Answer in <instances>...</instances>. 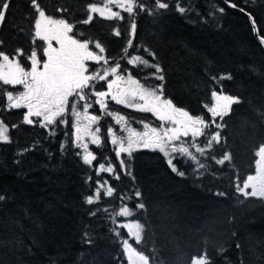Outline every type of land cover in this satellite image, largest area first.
<instances>
[{"label":"trees","instance_id":"trees-1","mask_svg":"<svg viewBox=\"0 0 264 264\" xmlns=\"http://www.w3.org/2000/svg\"><path fill=\"white\" fill-rule=\"evenodd\" d=\"M223 1L243 9L264 38V0H161L166 9L157 0H136L132 15L93 17L87 24L85 9L100 0H38L48 15L61 12L58 18L75 23L77 38L99 42L113 63L140 56L159 65L163 71L156 73L164 80L155 86L163 85V96L190 114L209 122L213 90L240 102L217 120L222 141L198 158L205 167L196 171L188 161L173 160L185 174L180 176L160 153L146 149L120 157L119 165L104 121L99 145L87 150L96 159L86 164L69 140L68 120L48 128L25 123L21 110L5 107L6 92L13 89L0 85V121L10 139L0 142V264H127L124 240L151 264H190L204 251L213 264H264V199L245 197L236 187L255 173L254 152L264 144V54L246 19ZM9 4L0 24V51L12 56L22 49L25 66L31 50L39 49L33 43L35 10L31 0ZM152 69L128 71L147 86L151 80L142 77ZM114 111L130 121L150 119ZM196 145L204 146L201 137ZM226 153L231 161L217 164ZM101 164L112 167L114 176L98 173ZM102 184L114 193L100 192L96 199ZM89 195L92 204L86 202ZM125 206L134 213L126 221L144 226L140 244L120 226L116 211Z\"/></svg>","mask_w":264,"mask_h":264},{"label":"snow or ice","instance_id":"snow-or-ice-1","mask_svg":"<svg viewBox=\"0 0 264 264\" xmlns=\"http://www.w3.org/2000/svg\"><path fill=\"white\" fill-rule=\"evenodd\" d=\"M100 3L102 7H98L96 4L89 5L90 14L83 23L87 24L92 21L93 16L91 13H99L108 19L122 18L119 12L112 11L110 7L112 4L122 7L126 12L132 14L136 0H100ZM31 4L38 14L33 25V43L35 44L36 40H39L44 42L46 47H40L39 55L37 48L31 50L30 55H28L30 68L27 69L20 61V57L26 55L22 49H17L16 54L12 56L6 54L4 51H0V84L12 86L22 85L24 89L15 95L11 91L6 92L8 107L15 109L26 108L27 112L24 116V122L27 124L33 123L31 119L33 116L42 117L45 121V126L55 124L58 118H63L69 112V109H71V114L76 118V132L79 134L81 130L79 127L81 117L87 119L90 123L96 122L99 117L88 115V109L92 106L90 103H85L82 106L83 112L77 110V105L79 101L87 100L88 92L86 90L90 92L95 87L94 81L106 80L108 91H96L94 93L98 98L96 103L102 109H107L105 97L110 96L117 104L135 107L142 112H151L160 121L164 122V124L172 125V127H164L162 125L160 129H157L155 127L150 128L146 124L144 127L147 131L142 133L134 129H128L127 147H125L123 139L118 141L114 137L112 140L113 144L119 143L117 156L122 152L131 155L133 145L142 144L146 148H158L166 157H170L168 164L172 166V171L177 172L180 176H184V172L178 171L173 165L170 152L186 155L194 161L197 160V157L189 151V147L185 146V142L179 144L176 142L181 141V137H189V135H191L193 141L198 137L208 135L206 130L211 124H215L218 129L222 128L223 125L217 123L216 118L223 119L225 115L229 114L231 106L240 102L238 97L218 94L213 90L211 96L214 103L211 106H206L212 116L211 122H208L202 116H194L189 111L177 107L171 99L164 97L163 85L150 88L141 84L140 81L133 79L131 75L125 77L119 74L118 70L121 66L118 62L115 66L104 68L103 72L97 70L90 73L86 62L94 61L99 64L103 61L104 65H108V59L90 49L89 45L91 41L77 38L73 34L74 25L72 23H69L63 18L57 19L46 15L45 10L41 8L38 0H31ZM157 5L161 9L168 8V4L161 2V0H157ZM9 6V0H0V24H3L5 21ZM231 6L236 7L235 4ZM139 7L143 10L142 4ZM179 10L181 12L184 11L183 8ZM252 22L255 24L254 20ZM135 27V23H133L131 26L133 33L135 32ZM116 35H120V33L117 31ZM53 42L58 47H54ZM261 42L264 43V38H262ZM129 45H131V41H129ZM95 48L99 49L100 53L105 52V48L99 42L95 43ZM41 56L46 59H41ZM128 63L154 67L157 73L163 71L159 65H149V62L140 56H133L129 59ZM109 76L114 77V79L108 80ZM156 78L161 81L164 80L163 75H159ZM220 79H231V76H222ZM136 101H142L143 103H137ZM108 114L114 115L117 123L124 121V117L119 114L112 112ZM61 122L65 121L61 119ZM96 131L99 132L100 129L97 128ZM111 131L109 129V132ZM79 138V135H77V139ZM221 141L222 136L219 131L210 134V139L207 141V148L211 149L214 142L219 144ZM0 142H10L8 127L3 121H0ZM92 142L98 144L99 137L93 135ZM191 147H194L200 155L205 154L203 147L195 143L191 144ZM84 148L87 150V145H84ZM254 156L256 157L254 162L255 174L248 175L236 187L237 191L245 197L264 199V144L257 146ZM83 159L86 164H91L96 157L86 151ZM213 159L215 158L213 157ZM231 159V154L226 153L223 158L216 159V163L223 165L226 161L230 162ZM197 163L199 162L197 161ZM121 164H123V161H121ZM99 167L100 171H114L112 167L105 168L103 164ZM199 167L203 168L205 165L200 164ZM113 193L114 189L108 187L104 194L112 196ZM217 194L221 196L225 195L224 193ZM100 195L101 193L98 189L95 193V198L99 199ZM135 195L139 197L141 194L137 191ZM0 199H3V197L0 196ZM85 199L88 204L94 202L92 195L87 196ZM137 207L143 209L144 204L140 203ZM133 214V211L126 206L121 208L118 213V215L124 217H129ZM124 227L129 230V234L137 244L142 242V232L144 231L142 224L133 222L125 224ZM123 243L128 264H151V258L145 255L143 251L133 247L127 240H124ZM221 251L223 250L221 249ZM190 264H213V261L207 251H204L197 256H193Z\"/></svg>","mask_w":264,"mask_h":264},{"label":"rangeland","instance_id":"rangeland-1","mask_svg":"<svg viewBox=\"0 0 264 264\" xmlns=\"http://www.w3.org/2000/svg\"><path fill=\"white\" fill-rule=\"evenodd\" d=\"M96 5L98 7H102V5H101L100 2L99 3H96ZM110 7H111L112 11L119 12L120 13V17H122L125 14L132 15V14H129L128 12H126L124 10V8L118 7L115 4L110 5ZM85 10H86V19H87L88 16H89V14H90V12H89V6ZM37 15L38 14L35 12V14H34V20L37 17ZM91 15L93 17H102V18H105L104 16H101L99 13H91ZM106 15H107V13H106ZM105 19H108V18H105ZM112 19L113 20H121L122 18H112ZM91 46L95 49L94 52H96L99 55H103L104 56L103 53H100L99 52V49H96L95 48V43H92L91 42ZM132 57L133 56L125 58L124 59V62H123V65H122L124 67L121 66V68H120L123 71H125V75H124L125 77H127L128 75H131L130 71H128L129 68L134 69V70H139V72L141 73V71L142 70L144 71L146 69V67H147V66L142 65V64H130V63H128L129 59H131ZM101 62H103V61H101ZM25 66H27V68H30V61L29 60H27L25 62ZM107 67H109V66L108 65H105L104 66V68H107ZM104 68H103V70H104ZM120 69L118 70L119 74H120ZM103 70H102V72H103ZM152 72L153 73L150 72L149 76H145V75L143 76V77H146V78H143L142 77V79L145 80V81L151 80V83H149L146 87H150V88L156 87L155 86V84H157V83H155L156 80H157V78H156L157 77L156 69L155 68L152 69ZM132 78L133 79H136L134 77H132ZM111 79H114V77L109 76L108 77V80H111ZM136 80H138V79H136ZM103 81H104L103 84H104L105 88L107 89V81L106 80H103ZM153 81H154V83H153ZM100 83H101V80L95 81L94 84L97 85V84H100ZM141 84H143V83H141ZM0 85L1 86H5L7 88L13 89V94L14 95L17 94L18 92H21L23 90V86L22 85H16V86H12V85H2V84H0ZM107 91H108V89H107ZM94 93H95L94 90L90 91L89 94H88L87 100H85V101H79V103L77 105V110L80 111V112H83V107L82 106L85 103H90L92 106L88 109V115L89 116H97V117H99V119L96 122H94V123H90L87 119H84L83 117H81V119L79 121V127L81 129L80 132H79V134H77V132H76V118L71 114V109H69V112L66 113L63 118H58L57 119V122L60 123V124H63V122H61V119H63L64 121H66V120L69 121L70 133H71V136H70L69 140L73 143V145L76 148L77 152L81 155V158L84 157V155L86 154V151L88 150L89 146L97 147L99 145V143H100V136H99V132H97L96 129L97 128L100 129L101 122H103V121L105 123L104 130L106 132L105 135H106V138H107V142L109 143L110 148L113 150L114 156H116V159H117L119 165H121V163H120V157H123V156L128 157L129 154L122 152V153H120L119 156H117V152L119 151V143H116V144H113L112 143V140H113L114 137L118 141L120 139H123L124 140L125 147H127V137L129 135L128 129H134L135 131L142 133V132L147 131V129H145V127H144L146 124L149 125L150 128L155 127L157 129H160L162 127V125L164 127H172L171 124H164V122L160 121L158 119V117L156 115H154L153 113H151V112H142V111H139L135 107H127L126 105H123V104H117L115 101H113L111 99L110 96L109 97H105V103L107 104V109L106 110L105 109H102L101 107H98L97 105L94 104V101H97V99H98L94 95ZM136 102L137 103H143L142 101H136ZM213 103H214V101H212V104ZM5 107H6L7 110L15 109V108H9L8 107V101H7L6 95H5ZM96 108H97V110H96ZM19 109L23 110V116H25V114L27 112V109L26 108H19ZM117 109H121V110H123L124 112H126L129 115H132L130 113L139 114V115H145V114L146 115H149L150 116L149 122H146V123L145 122H140V121H137L135 119H133V121H130L129 120V117L127 119L123 115L119 114L118 111H114V110H117ZM95 110L99 112V115H96L94 113ZM109 112L116 113V114H119L120 116H123L124 117V121H121L120 123H117L116 117L114 115H109L108 114ZM207 112H208V109H207ZM208 114H209V122H211V120H212L211 113L208 112ZM31 119L33 120V123H37L38 126H41L43 128H48L50 126V125L45 126V121L43 120L42 117L33 116V117H31ZM219 119L220 118L217 117L216 118V122ZM109 129H111L112 131L109 132ZM206 132L208 133V135L201 136L202 142L204 143L203 148L205 149V151L208 150V148H207V141H208V139H210V134H214L215 132H217V128H216L215 124H211V126L206 130ZM77 135H79V137H80L79 139H77ZM93 135L99 137V143L98 144L92 142ZM198 138H200V137H198ZM198 138H196V140ZM196 140L193 141L192 138H191V135H189V137H181V141L176 142L177 144H179L181 142H185V146L186 147H189V151L191 153H193L197 157V160L196 161L192 160L190 157H188L186 155H182V154H179V153H171L170 152V156H171L172 160L180 158L183 161H188V162H190L194 166V169L196 171H199L200 167H199L197 161H198V158L201 157V156H200V153L196 152V150H195L194 147H191V144H193V143L196 144ZM84 145H87V150H85ZM144 149L150 150V151H156V152L160 153L164 157V159L166 160V162L168 164V159L170 157H166L164 155V153L161 152L158 148H155V149L154 148H151V147H147L146 148L142 144H140V145H133V148H132L131 153L134 152V151H136V150H144ZM169 151H170V149H169ZM108 167H110V166H105V168H108ZM170 167H172V166H170ZM98 170H99L98 173L104 172V173H106L109 176H114L113 175V172L100 171V167H98ZM121 170H122V172H124V168L123 167H122ZM102 185H103V187H101V185H99L98 188H97V190L99 189L100 192H103V196H107L104 193L106 192V189L108 188V186H106L105 184H102ZM95 193H94V196H95ZM238 193L241 194L240 192H238ZM119 211L120 210H117L116 211V214H117V217L119 219H121L120 226L123 227V228H125L124 225L125 224H129L131 222H127L126 221V219L128 217H124V216L118 215ZM124 221H126V222H124ZM125 229H127V228H125Z\"/></svg>","mask_w":264,"mask_h":264},{"label":"flooded vegetation","instance_id":"flooded-vegetation-1","mask_svg":"<svg viewBox=\"0 0 264 264\" xmlns=\"http://www.w3.org/2000/svg\"><path fill=\"white\" fill-rule=\"evenodd\" d=\"M59 12H60V11H59ZM60 13H61V12H60ZM60 13H57V14L60 15ZM57 14L54 15V16H52V15H49V16H52L53 18H57V19H59V18L57 17ZM46 15H48V14L46 13ZM72 24L75 26V23H72ZM33 25H34V21H33ZM33 30H34V28H33ZM73 34L76 35V31H75V29L73 30ZM76 36H77V35H76ZM91 42H92V41H91ZM92 43H96V42H92ZM36 44H38V46H39V49H38V55H39V54H40V47H41V46L46 47V44H45L44 42H42V41H39V40H36ZM53 46H54V47H58V45H56L55 42H53ZM89 47H90V49H91L92 51H95V49L91 46V43H90ZM103 54H104V57H105L106 59H108V61H109L108 66H109V67H111V66H115V64H116L117 62L113 63L109 58H107L105 52H104ZM41 59H46V58H44V57L41 56ZM86 63L88 64L89 72H90V73H91V72H95V71H97V70H99V71L102 72V70H103V68H104V66H105L103 62H100L99 64H97V63H95L94 61H88V62H86ZM120 66H122V65H120ZM25 67H26V69H27V66H25ZM100 69H101V70H100ZM120 74L125 75V71H123L122 69H120ZM93 83H95V81H94ZM103 83H104V81L101 80V83L95 85V87H94L93 89H91L90 91H92V90H94L95 92H96V91H107V89L105 88V86H104ZM9 89H11V88H9ZM23 90H24V89H23ZM23 90H22V91H23ZM86 92H88V94H89V90H86ZM70 99H71V98H70ZM94 104L97 105L98 107H100V105H99L98 103H96V101H94ZM11 110H21V109H11ZM96 110H97V108H96ZM21 111L23 112V110H21Z\"/></svg>","mask_w":264,"mask_h":264},{"label":"water","instance_id":"water-1","mask_svg":"<svg viewBox=\"0 0 264 264\" xmlns=\"http://www.w3.org/2000/svg\"><path fill=\"white\" fill-rule=\"evenodd\" d=\"M223 4H224L225 8H227L228 10H230L232 12L238 11V14H240L241 16H243L246 19L248 26L250 28V31H251L253 41L259 46L260 50L264 54V43L261 42L262 37L259 36V34L257 32V28H256L255 24H253V22H252L253 21L252 18L248 14H246L244 11H241L235 7H232L231 6L232 4L225 3L224 1H223ZM127 264H128V260H127Z\"/></svg>","mask_w":264,"mask_h":264}]
</instances>
